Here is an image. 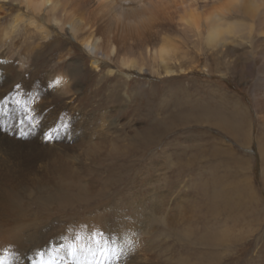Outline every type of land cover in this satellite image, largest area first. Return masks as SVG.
<instances>
[{"label":"rangeland","instance_id":"374dc122","mask_svg":"<svg viewBox=\"0 0 264 264\" xmlns=\"http://www.w3.org/2000/svg\"><path fill=\"white\" fill-rule=\"evenodd\" d=\"M22 33L18 46L7 44L0 54L11 61L0 64V110L8 112L0 115V233L9 237L19 223L26 225L12 246L28 253L42 249L35 264H264V127L249 66L240 62L228 71L223 62L208 60L215 71L210 77L203 63L186 78L134 73L120 88L122 103L109 105L102 102L110 95L108 84L104 90L95 81L105 70L97 71L89 59L80 93L58 89L52 78L66 67L58 68L55 53L32 65L27 49L34 34ZM183 48L194 54V47ZM14 83L24 91H13ZM233 97L246 108L240 118ZM201 103L208 110L200 111ZM233 116L243 132L255 125L251 141L232 130ZM61 124L68 131L47 140L44 133ZM66 171L93 184L86 201L61 209L38 204L53 195ZM12 192L26 214L17 221L8 211ZM224 193L229 200L219 196ZM53 222L55 232L33 236L36 224L48 228ZM123 239L136 243L134 253L112 260L108 243Z\"/></svg>","mask_w":264,"mask_h":264},{"label":"bare ground","instance_id":"6f19581e","mask_svg":"<svg viewBox=\"0 0 264 264\" xmlns=\"http://www.w3.org/2000/svg\"><path fill=\"white\" fill-rule=\"evenodd\" d=\"M23 31L29 33L28 38L34 34L30 37L27 49L30 56L34 57L32 65L39 64L47 55L51 59L56 55L59 59L57 67L60 70L66 67V70L57 75L55 73L56 76L52 78L54 84L57 80L60 81L56 84L58 89L62 88L67 93H80L82 88L78 87L84 84L85 62L89 59L97 71L105 70L106 73L95 81L96 85L100 83L104 90L108 84L110 95L102 102L109 105L122 103V90L124 91L128 86L126 84L133 80L131 76L134 73L141 75L152 71L165 78H182L196 73L203 63L210 77L215 71L208 64V60H215L218 64L223 62L228 71L232 64L240 67L242 62L253 71V99L258 120L264 127V0H0L1 55L5 53L6 50L2 48L7 44L18 46V37ZM183 46L194 47V54L188 49L181 53ZM68 61L70 63L67 65ZM114 81L116 83H113ZM90 82H93V79L85 84ZM207 87L211 91L214 90L208 83ZM76 99L78 97L71 102ZM233 100L236 107H239L237 116H241L240 109L243 114H247L242 101L234 97ZM204 109H207L206 103H201L199 110ZM237 116L231 117L230 123L233 125L232 130L239 134L243 129V122L241 123ZM255 129V125L251 124L250 128L242 131L245 140L250 138L248 140L251 141ZM262 136L264 137V133ZM83 180L79 173H64L54 184L53 195L44 198L45 203L38 199V204L42 206L56 203L61 209L70 203L86 201L93 184ZM219 196L226 200L230 198H227L225 193ZM7 197L10 207L8 211L12 214V219L17 221L23 216L26 217L17 193H8ZM40 211L44 212L43 208ZM25 226L19 223L9 237L3 235V232L0 233V245L12 246L15 237L26 229ZM36 226L32 232L36 238L42 233L49 236L58 228L54 222L48 228ZM67 227L70 229L72 225ZM127 237H130V234Z\"/></svg>","mask_w":264,"mask_h":264},{"label":"snow or ice","instance_id":"6c2138e0","mask_svg":"<svg viewBox=\"0 0 264 264\" xmlns=\"http://www.w3.org/2000/svg\"><path fill=\"white\" fill-rule=\"evenodd\" d=\"M11 61L8 60H0V64H7ZM56 84H59L60 81L57 80L55 82ZM53 84L52 82L49 83V88L52 89ZM12 90L16 92H22L23 84L22 83H14L12 85ZM9 93H5V97H7ZM15 103L19 104L20 102L18 100L14 101ZM0 115H3L7 117L8 112L7 109L0 110ZM30 127H35L34 124L29 122ZM69 126L67 124H61L56 127H52L50 130H47L44 135L47 140L51 141L53 134L55 133H62L68 131ZM75 239L79 240L81 237L77 235ZM98 247H102L100 243L96 242ZM136 245L128 239L122 240L119 244H108V251L112 252V259L120 261L121 257H130L131 254L134 253ZM57 250H60L57 248ZM43 255L42 249H33L31 253L28 252H22L15 246H6L2 250H0V264H35V260Z\"/></svg>","mask_w":264,"mask_h":264}]
</instances>
